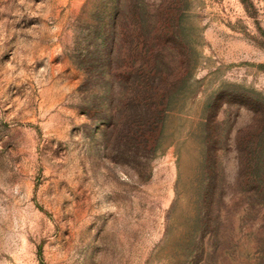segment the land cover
I'll return each instance as SVG.
<instances>
[{
	"label": "rangeland",
	"instance_id": "1",
	"mask_svg": "<svg viewBox=\"0 0 264 264\" xmlns=\"http://www.w3.org/2000/svg\"><path fill=\"white\" fill-rule=\"evenodd\" d=\"M116 5L0 0V264H264V0Z\"/></svg>",
	"mask_w": 264,
	"mask_h": 264
},
{
	"label": "trees",
	"instance_id": "2",
	"mask_svg": "<svg viewBox=\"0 0 264 264\" xmlns=\"http://www.w3.org/2000/svg\"><path fill=\"white\" fill-rule=\"evenodd\" d=\"M123 0H117V11L113 15L112 19L115 21L123 11ZM137 12V10H136ZM141 14V12H140ZM142 18V14L140 15ZM105 48L108 49L107 40L103 43ZM102 44V45H103ZM150 79V77H148ZM259 141L255 147L249 149H239L237 151V159L239 163V172L238 177H242V180H236V185L244 184L245 191H248L250 197L254 201H263L264 202V135L260 136ZM216 151L212 152V167L215 168L216 163ZM239 181V182H237ZM221 184L219 181L209 173L207 181L203 186L202 199L204 201V217L211 216L213 210L215 209L216 201L218 200V195L220 194ZM204 219V218H203Z\"/></svg>",
	"mask_w": 264,
	"mask_h": 264
}]
</instances>
